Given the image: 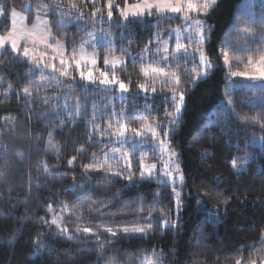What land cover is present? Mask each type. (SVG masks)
<instances>
[{"label": "trees", "instance_id": "1", "mask_svg": "<svg viewBox=\"0 0 264 264\" xmlns=\"http://www.w3.org/2000/svg\"><path fill=\"white\" fill-rule=\"evenodd\" d=\"M25 2L47 14L53 40L67 48L81 44L93 31L112 41V50L106 43L85 45L84 49L98 53L95 76L106 72L111 77L115 71L128 91L121 92L119 85L105 88L81 80L73 64L75 87H68V77L60 78V87L55 81L49 86L45 79L40 98L29 104L23 89L29 87L35 96L36 82L47 75L40 71L30 74L34 67L31 58L39 57L40 52L23 58L15 57L9 46L0 51V170L5 172L0 177V264H148L146 258L158 264L263 262L264 80L231 75L233 71L249 72L252 66L248 58L255 62L264 54L261 0H218L203 17L207 31L203 47L214 67L194 84L191 77L200 71L197 54L187 61L182 57L166 63L162 60L164 55L171 57L177 52L175 37L164 40L160 48L167 47L168 51H161L155 60L134 56V51L146 45L150 50L157 49L159 36L166 38L171 28L181 23L178 14L160 16L153 12L124 21L116 7H123L124 0H113V20L109 21L107 0H59L60 7H54L53 0H0V5L8 9L7 16L0 13V35L10 29L8 14L12 8L27 12ZM70 2L85 13L82 24L74 22L75 15L65 16ZM97 8L103 12L93 17L91 13ZM62 17L63 25L59 23ZM246 27L251 32H243ZM158 30L159 36L154 35ZM187 36L181 38L185 46L189 45ZM197 47L193 39L190 53ZM224 50L229 53L227 65ZM107 52L123 54V64L115 70L106 66L103 55ZM49 61L61 66L60 59L45 58L46 63ZM153 68L161 73L178 71L180 76L177 93L184 92L185 100L174 125L165 118L166 111L174 112L169 91L174 79L165 84L162 74L152 75ZM145 70L148 77L143 75ZM141 84L147 91L139 87ZM69 93L73 99L68 101L67 110L58 108L57 101L47 105L42 102L43 97H57L59 105H64ZM76 99L84 106L82 116L73 122L68 113L75 111ZM46 112L51 114L42 115ZM117 120L129 129L124 137L113 135ZM156 122L163 127L157 129L159 135L153 139L141 125L155 126ZM131 129L141 131V135ZM165 129L171 130L167 138L163 136ZM49 132L59 151L49 150ZM158 137L171 144L184 175L179 209L171 185L161 183L160 175L140 178L142 156L152 162L161 154L155 143ZM113 149L132 151L127 158L131 166H126L124 158L114 156ZM234 157H246L240 172L231 166ZM88 164H103V168L86 171L84 166ZM224 198H228L227 204L220 202ZM149 213L154 218L153 230L146 234L128 236L120 232L110 237L104 230L147 223L143 218ZM54 215L56 224L51 223ZM163 217L177 222V226L162 228ZM84 227H91L93 233L84 234ZM62 228L82 238L58 237L56 233ZM77 228L81 232L77 233ZM95 233L102 243H97ZM105 237L111 242H104Z\"/></svg>", "mask_w": 264, "mask_h": 264}, {"label": "snow or ice", "instance_id": "2", "mask_svg": "<svg viewBox=\"0 0 264 264\" xmlns=\"http://www.w3.org/2000/svg\"><path fill=\"white\" fill-rule=\"evenodd\" d=\"M95 2V0H93ZM218 0H137L135 3H129L128 0H124V5L123 7H119L117 5L116 7L119 8V16L122 18L124 21H128L130 18H142L145 16H151L153 12L157 13L160 16L167 15L169 13L171 14H178L184 22L187 24V28L184 29L188 33L187 39L189 40V45L185 46L184 44L181 43V29L178 27L175 31L177 33L176 36V41H177V52L173 53L172 56L164 55L162 57V60L166 63L170 59H178V58H183L185 61H187L189 58L195 59V54L199 53V67L200 71L195 72L194 75L191 77V83L197 82L198 79L203 78L207 76L208 69H211L214 67L212 61L206 56L205 50L203 47V44L207 38V31L205 30V19L203 17H206L207 14L214 8V6L217 4ZM53 6L54 7H60L59 0H53ZM261 6L264 7V0H261ZM40 5H37V8L39 9ZM107 19L109 21L113 20V0H107ZM103 9L102 8H97L95 9L91 15L95 17L97 14L102 13ZM0 13L5 14L7 16L8 9L6 5H0ZM193 14H195V18L193 17ZM75 15L77 18L74 21L77 24H82L84 21V16L85 13L80 10V7L74 3L70 2L69 4V12L65 14V16H72ZM47 14H45V18L42 19L41 15L39 13V10L37 11V16H36V21L32 25L31 28L26 27L24 24V17L20 16L19 13H17L15 8L11 9V28L7 31L6 35H0V49H4L6 46L9 44L11 45V50L15 54V57H23V58H29L30 57V48L25 46L23 47V52H20V46L21 44H28L31 42L34 46L36 45L37 41L40 44L45 45V47H52L51 44H49V38L51 37V29L47 27L48 25V20L46 18ZM103 19V17H101ZM65 22L64 18L62 17L59 23L63 25ZM86 31V29H84ZM210 31V29L208 30ZM243 32L249 33L251 32L250 28H244L242 29ZM37 33L40 35L37 36ZM159 30L154 34L156 36H159ZM88 36L90 39L88 40H82L81 45L79 48L80 53H84V46L85 45H95L96 43V38L94 33H88ZM261 40L264 41V35H261ZM195 40L197 45L199 47L192 49L191 53L189 51L191 43ZM107 46L109 47L110 50L114 47L112 44V41L107 40L105 41ZM151 43V41H150ZM158 45L161 42H157ZM61 48H63V44L60 41H57V47L56 51H59ZM258 50V49H257ZM76 47L73 45V55L69 59H60V67H56L55 64L53 63H46L45 62V55L41 54L39 57H32V64H33V69L32 72L30 73L31 75H34L36 71H40L42 74H47L46 76L42 75V79L40 81H37V87L35 89V96L33 94V91L30 90L29 87H25L23 89V94L27 98L29 104L31 103L32 99L34 98H40L39 93H40V86L43 85L45 82V79L48 80L49 86H51L52 81H55V84L57 87L62 86L61 82V77H68L69 78V83L68 87H75L72 84V81L75 80V77L71 76V70H72V65H75V70L79 72V76L81 80L88 81L92 84L99 83L100 85L104 86L105 88L109 86H115L119 85V89L121 92H127L128 87L125 85L122 81L119 80V78L115 75V71H113V74L111 77L106 72H100L99 76H95L93 74V69H95V66L97 65V60L96 56L98 53L93 52L91 54V59H89L85 55H80L79 58H76ZM163 51L167 53L168 49L167 47H164L161 49L159 46L157 47L156 50V55H159V53ZM156 55H151L150 54V48L148 45L145 46V49L142 51V56L141 59H143L145 56H149L151 59L155 60ZM14 57V58H15ZM223 58H224V63L227 65L229 64V53L228 51L224 50L223 51ZM157 63H160L157 61ZM104 64L106 66L111 65L113 70H115L118 66H121L123 64V60L121 58L113 57L112 59H109L107 56L104 59ZM88 65H91V68L85 72L83 70L84 67H88ZM248 65L252 66L255 71L252 73L249 72H239V71H233L231 75L233 77L236 76H242V77H247L252 80L260 79L264 80V54H260L259 58L253 61V58L250 56L248 58ZM179 67V66H178ZM163 75L165 77L164 83L168 84L174 79V85L169 88V91L172 94V100L174 103V112H167L165 113V118L168 120L169 123L175 124L176 118L179 116L181 107L184 103L185 100V93L184 92H179L177 93V88L180 86L181 81H180V76L178 74V71H172V72H159L156 68L152 69V75L154 77H157L159 75ZM143 75L145 77L149 76L148 71H143ZM32 81L29 80V84H31ZM11 88V85H9ZM139 87L145 91H147V88L144 84L139 85ZM153 92H155V88L153 87L152 89ZM178 96V98H177ZM65 104L64 105H59L58 103V98L57 97H43L42 102L44 104H50L52 101H57V107L67 110L68 107H70L68 101H71L73 99L71 93L67 94L65 97ZM86 101V97H85ZM232 101L230 100L229 103ZM84 106V102H82L80 99H76L75 101V111L74 112H69L68 116L70 118H73V122H75V117H80L82 116V107ZM30 111L32 110L31 108L29 109ZM55 111V110H53ZM51 113H43L42 115H49ZM58 114V113H56ZM95 115V114H94ZM112 115H115L113 112ZM122 117L124 116L123 111L120 114ZM247 119V118H245ZM6 122L7 121L6 118ZM252 122H256L255 118H253ZM118 127L116 129V132L113 133V135H116L118 138L124 137L125 132L128 131L129 129L127 126L123 123H121L119 120L116 121ZM64 124L61 122V127H63ZM264 127V124L261 125ZM94 128H99V126L94 125ZM108 127H112V124L109 123ZM163 127V125L160 122H156L155 126L150 125V124H142L141 129L142 130H147L148 132L151 133L153 139H155L159 133L157 132L158 128ZM137 136L141 135V131H138L136 129H131ZM171 135V130L170 129H165L163 131V136L165 138L169 137ZM53 133L49 132V140H48V146L49 150L55 149L56 151H59V149L56 147L55 143L53 142ZM159 146L161 149L162 153H167L169 155V161L164 165L165 171L163 172V176L161 178V183L167 182L168 178H171L173 185H175L176 181L178 180L183 186L184 182V175L180 171L179 164L174 163L175 158L177 157V153L175 150L172 148L171 144H165V141L161 139L159 141ZM78 151H83V149H80ZM114 152L119 151L118 149H113ZM5 155H7V152H5ZM95 155V154H93ZM127 153H124V159L126 162V166L130 167L131 164L127 159ZM73 159L69 160L68 163L71 165L73 163ZM245 161L246 157H241L239 159L233 158L231 161V166L234 171L240 172L243 167L245 166ZM141 167V173H140V178L143 179L145 177L151 179L154 174L155 170L157 168L156 165H145L143 158L141 159L140 163ZM175 168L176 170V175H173L172 171H168L170 168ZM44 171L47 173L48 172V167L46 164L43 165ZM85 170L87 171L88 169H93V170H100L103 168V164L96 165V164H88L84 166ZM111 171V169H109ZM116 175H119V172L115 173ZM5 175V172L3 170H0V177H3ZM133 179L132 175L128 176V180L131 181ZM172 192L176 196V205L177 209L181 206V201L179 199L180 193L177 192V189L175 186L172 188ZM159 195V193L157 194ZM223 204H227L228 198H224L223 200L220 201ZM137 211H142L141 209H138ZM139 220L140 217H137ZM147 221V223L144 224H138V223H133L132 226H125L121 229L113 230L111 227H107L104 230L107 231L110 234V237H116L118 233L122 232L125 235L130 236L131 234H146L147 232H150L153 230V217L152 214L149 213V216L146 218H143ZM52 224H56L57 221L53 220L51 221ZM100 226L103 227V222L100 223ZM162 228H175L177 226V222H169L167 217H163V222H162ZM59 228V225H58ZM77 233L81 232L80 228H77ZM82 232L84 234H90L93 233V229L91 227H84L82 229ZM56 235L58 237L66 238V239H81V236L78 235H73L68 231L67 228H62L60 229ZM97 243L100 244L101 238L98 233H95ZM14 239V237H9V240ZM104 242H111L109 237L104 238ZM155 255V252L153 253ZM160 255H163V253H160ZM148 260V264H158V261ZM237 264H240V261H237Z\"/></svg>", "mask_w": 264, "mask_h": 264}, {"label": "rangeland", "instance_id": "3", "mask_svg": "<svg viewBox=\"0 0 264 264\" xmlns=\"http://www.w3.org/2000/svg\"><path fill=\"white\" fill-rule=\"evenodd\" d=\"M135 2H137V0L135 1ZM134 2V3H135ZM201 2H203V0H201ZM23 8L27 11V12H23V11H21V10H18V9H16V11H17V13H19V15L20 16H22V17H24L25 19H24V24L26 25V27H28V28H31L32 27V25L34 24V22L36 21V16H37V11L36 10H33V6L30 4V3H28V2H25L24 4H23ZM39 13H40V15H41V18L42 19H44L45 18V14H43V12H40L39 11ZM8 16H9V19H10V28H11V10L9 11V14H8ZM193 17L195 18V14H193ZM47 18V17H46ZM182 19V18H181ZM47 27H48V25H47ZM180 28L181 29V38L183 37V36H185V35H188V33L186 32V31H184V29H186L187 28V24L184 22V20L182 19V21H181V23L179 24V25H177V26H175L174 28L172 27L171 28V32H170V34L168 35V36H166V38H164L165 37V35H163V34H161L160 36H159V38H160V40H159V42H161V43H159V45L157 44V47L159 46V47H161V44H163L164 43V40H166V39H168V38H176V36H177V33H176V29L177 28ZM49 28V27H48ZM94 32V34H95V38H96V43H95V45H100V44H103V43H106L105 42V40L107 41L108 39H105V37H103L102 38V36H98L97 35V33H95V31H93ZM96 32H97V30H96ZM6 35V34H5ZM40 34L39 33H37V36H39ZM88 39H90V37L88 38ZM87 39V40H88ZM57 41L58 40H53V36H52V34H51V37L49 38V44H51V46L52 47H50V48H48V47H45V45H43V44H40L38 41H37V43H36V45L34 46L31 42H29L28 44H21V46H20V52L22 53L23 52V47H25V46H27V47H29L30 48V55H32V54H34V53H37V52H40V55L41 54H44L45 55V58H48V59H50L51 61H53L54 59H61V58H63V59H69V58H71L72 57V55H73V46H71V47H69V48H67V46L66 45H64L61 41V43L63 44V48H61L59 51H56L55 49H56V47H57ZM113 44V43H112ZM80 45L81 44H78V45H75V47H76V58H79L80 57V55H85V56H87L89 59H91L92 57H91V54L93 53V52H91V51H87V50H85L84 49V53H80V51H79V48H80ZM95 45H93V46H95ZM10 48H11V45L9 44L8 45ZM2 49H0V51H1ZM144 49H142V50H136V51H134L135 52V54H134V56H136V57H138V58H141V56H142V51H143ZM156 50L157 49H154V50H150V54L151 55H156ZM198 56H199V53H196ZM39 55V56H40ZM108 57L109 59H112L113 57H117V58H121L122 60H124V58H123V54H121V53H111V52H107V53H105L104 55H103V60L105 59V57ZM147 57H149V56H145L144 58H147ZM96 58V60H97V57H95ZM48 63H51L50 61L48 62ZM75 66V65H74ZM88 66H90L91 67V65H88ZM108 66H111V65H108ZM255 71V69L253 68V67H251L250 69H249V73H252V72H254ZM161 139H163L162 137H158V142H155L158 146H159V141L161 140ZM164 141H165V144H168V141L167 140H165V139H163ZM154 143V142H153ZM159 149H160V146H159ZM132 151H130V150H119V151H116V152H114V156H116V157H119V158H124V156H123V154L124 153H127L128 155H127V158H129L130 156H129V154L131 153ZM160 152H161V149H160ZM144 156H142V158H143ZM144 161V163H145V165H156L157 166V168H156V170H155V174L154 175H160V177L162 178V176H163V172L165 171V168H164V165L166 164V163H168V161H169V155L165 152V153H162L161 152V154H160V156H159V158L157 159V160H154V161H152V162H148V161H146V159H144L143 160ZM140 163H141V161H140ZM140 163H139V165H140ZM174 163H176V164H178V162L176 161V158H175V160H174ZM168 171H172L173 172V175L175 176L176 175V170H175V168L173 167V168H170V169H168ZM139 173H141V167H140V172ZM167 182L171 185V187L173 188V186H175L176 187V189H177V192H179V190L181 189V184H180V182L177 180L176 181V183H175V185H173V183H172V180H171V178H168L167 179ZM174 194V193H173ZM174 197H175V199H176V196H175V194H174ZM176 207H177V205H176ZM57 218V216L56 215H54L51 219H52V221L53 220H57L56 219ZM252 264H254V263H252ZM259 264H264V261L263 262H261V263H259Z\"/></svg>", "mask_w": 264, "mask_h": 264}]
</instances>
